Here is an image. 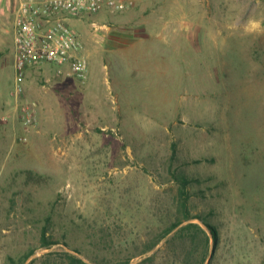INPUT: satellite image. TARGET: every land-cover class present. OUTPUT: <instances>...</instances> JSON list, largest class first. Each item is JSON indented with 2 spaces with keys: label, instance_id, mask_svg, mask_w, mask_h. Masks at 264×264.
I'll list each match as a JSON object with an SVG mask.
<instances>
[{
  "label": "rangeland",
  "instance_id": "1",
  "mask_svg": "<svg viewBox=\"0 0 264 264\" xmlns=\"http://www.w3.org/2000/svg\"><path fill=\"white\" fill-rule=\"evenodd\" d=\"M159 11L196 26L151 35L153 54L139 61L89 59L86 83L54 65L30 69L22 101L37 103L36 127L24 126L10 91L0 103V264L31 251L25 264H68V253L172 264L165 240L142 254L176 219L172 172L193 179L194 214L219 229L212 264H264V36L224 32L225 45L212 43L209 22L223 21L227 0H166ZM5 47L0 92L15 79Z\"/></svg>",
  "mask_w": 264,
  "mask_h": 264
},
{
  "label": "built area",
  "instance_id": "2",
  "mask_svg": "<svg viewBox=\"0 0 264 264\" xmlns=\"http://www.w3.org/2000/svg\"><path fill=\"white\" fill-rule=\"evenodd\" d=\"M136 5V0H18L12 15L16 54L15 79L11 95L18 100L25 127L38 124V105L22 101L30 69L44 65L61 67L59 76L86 83L90 78V60L86 45L71 26L104 11L123 13ZM27 143L29 137H19Z\"/></svg>",
  "mask_w": 264,
  "mask_h": 264
},
{
  "label": "crops",
  "instance_id": "3",
  "mask_svg": "<svg viewBox=\"0 0 264 264\" xmlns=\"http://www.w3.org/2000/svg\"><path fill=\"white\" fill-rule=\"evenodd\" d=\"M17 4L18 0H0V44L6 46L3 50L4 52L6 51L7 55L4 54V56L8 57V55L13 53V56L8 58H10L9 61H11L14 68L16 45L12 15ZM164 6H166V0H136L135 7L126 12L110 13L109 11H104L99 13L100 15L96 14L98 15L96 17L97 21L94 20L93 15L81 20H72L70 24L86 45L87 54L91 62L93 58H96L101 53L113 55L118 62L120 57L139 61L145 55L153 54L155 43H152L151 35H156L158 39L162 36L165 29L174 27V31L177 30L176 35L178 30L182 31L179 36L181 37L186 30H189L190 25L196 26L194 24L196 22L177 23L173 19L176 15L175 12L171 13L172 17L170 20L165 17L163 20L159 9ZM170 8L177 9L174 1ZM85 19L93 21V29L88 27ZM201 28L208 29L204 24ZM189 36H192V34L190 33ZM157 47H159V43H157ZM117 84L119 85V83ZM10 88L12 87L3 85V91L0 92V103L5 100L6 103L8 102L11 93Z\"/></svg>",
  "mask_w": 264,
  "mask_h": 264
},
{
  "label": "trees",
  "instance_id": "4",
  "mask_svg": "<svg viewBox=\"0 0 264 264\" xmlns=\"http://www.w3.org/2000/svg\"><path fill=\"white\" fill-rule=\"evenodd\" d=\"M174 180L179 184L178 203L176 211V219L166 229L158 235V237L146 246L142 254L149 253L165 240V248L172 252V264H209L213 263L215 256L210 253L211 240L213 239L215 247L221 242V236L218 227L212 223L207 216L195 215L192 206V183L193 179L184 174L172 172ZM195 220L201 222L197 223ZM206 227L204 228L203 225ZM48 228L45 227L42 232V246L50 248L56 243L50 237H47ZM34 254L29 252L23 259L21 264H25ZM69 258L68 264H89L83 259L71 254H67ZM130 258L125 264H130ZM155 257L144 259L139 264H146L154 261Z\"/></svg>",
  "mask_w": 264,
  "mask_h": 264
},
{
  "label": "clouds",
  "instance_id": "5",
  "mask_svg": "<svg viewBox=\"0 0 264 264\" xmlns=\"http://www.w3.org/2000/svg\"><path fill=\"white\" fill-rule=\"evenodd\" d=\"M228 14L209 22L208 38L221 46L227 43L224 32L241 37L264 36V0H227Z\"/></svg>",
  "mask_w": 264,
  "mask_h": 264
}]
</instances>
